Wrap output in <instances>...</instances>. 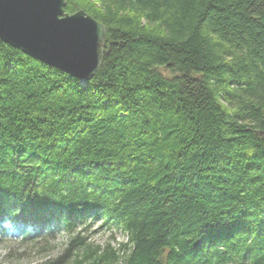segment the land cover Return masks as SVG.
<instances>
[{"label": "trees", "instance_id": "trees-1", "mask_svg": "<svg viewBox=\"0 0 264 264\" xmlns=\"http://www.w3.org/2000/svg\"><path fill=\"white\" fill-rule=\"evenodd\" d=\"M65 3L105 29L90 81L0 41V241L66 235L41 264H264V0ZM87 220L126 242L92 246Z\"/></svg>", "mask_w": 264, "mask_h": 264}, {"label": "water", "instance_id": "water-1", "mask_svg": "<svg viewBox=\"0 0 264 264\" xmlns=\"http://www.w3.org/2000/svg\"><path fill=\"white\" fill-rule=\"evenodd\" d=\"M65 0H0V41L82 82L96 74L105 29Z\"/></svg>", "mask_w": 264, "mask_h": 264}, {"label": "rangeland", "instance_id": "rangeland-1", "mask_svg": "<svg viewBox=\"0 0 264 264\" xmlns=\"http://www.w3.org/2000/svg\"><path fill=\"white\" fill-rule=\"evenodd\" d=\"M160 71L166 75L165 71ZM84 227L79 230L86 236L87 243L92 246L103 248L109 244L112 248H117L118 244L126 242L125 236L118 230L102 226L100 222L93 223L87 220ZM67 241V236L64 234L48 244H43L42 241L28 244L0 241V264H41L61 254Z\"/></svg>", "mask_w": 264, "mask_h": 264}, {"label": "bare ground", "instance_id": "bare-ground-1", "mask_svg": "<svg viewBox=\"0 0 264 264\" xmlns=\"http://www.w3.org/2000/svg\"><path fill=\"white\" fill-rule=\"evenodd\" d=\"M13 49V48H12ZM155 69V68H154ZM151 70V69H150ZM157 71V70H156ZM158 72V71H157ZM192 74V73H191ZM175 75V74H174ZM80 81V80H79ZM82 82V81H81ZM45 83V82H44ZM227 102V101H226ZM237 105V104H236ZM237 107V106H236ZM153 131V130H152ZM116 137V136H115ZM100 155V154H99ZM97 158V157H96ZM224 159V158H223ZM97 167V166H96ZM120 168V167H119ZM154 182V181H153ZM90 187V186H89Z\"/></svg>", "mask_w": 264, "mask_h": 264}]
</instances>
